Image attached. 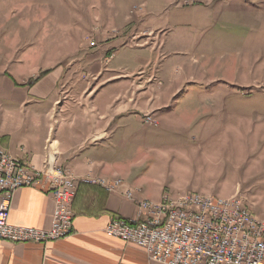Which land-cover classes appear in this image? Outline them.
<instances>
[{
    "label": "crops",
    "instance_id": "obj_1",
    "mask_svg": "<svg viewBox=\"0 0 264 264\" xmlns=\"http://www.w3.org/2000/svg\"><path fill=\"white\" fill-rule=\"evenodd\" d=\"M95 37L100 45L87 52L83 44V50L61 48L34 67H26L25 62L9 70L0 66V143L37 169L53 161L79 176L121 178L123 185L111 193L99 185L78 184L74 232L46 245L0 239V264H162L151 260L143 247L107 235L106 225L113 218L138 217L137 203L124 196L128 189L138 187V196L159 201L165 192L159 186L172 171H195L197 179L202 178L199 172L210 171L205 163L200 171L192 169L191 160L181 152L189 148L201 159L205 148L214 143L205 137L203 123L196 129L204 144L193 147L180 137L182 102L172 108L171 100L183 86L157 83L158 68L123 71L115 64V52L107 54L122 42H117L120 38L99 33ZM129 37L134 40L139 35ZM151 46L144 50L147 62ZM147 114L156 123L145 121ZM53 211L48 191L25 186L14 195L9 222L49 228Z\"/></svg>",
    "mask_w": 264,
    "mask_h": 264
},
{
    "label": "rangeland",
    "instance_id": "obj_2",
    "mask_svg": "<svg viewBox=\"0 0 264 264\" xmlns=\"http://www.w3.org/2000/svg\"><path fill=\"white\" fill-rule=\"evenodd\" d=\"M97 33L120 38L107 54L123 71L158 68L157 83L183 86L171 100L172 108L182 102L183 140L204 144L201 123L213 138L201 159L181 150L192 169L210 171L197 179L174 170L159 189L237 195L264 219V0H0V66L8 70L37 66L61 48L90 51Z\"/></svg>",
    "mask_w": 264,
    "mask_h": 264
},
{
    "label": "built area",
    "instance_id": "obj_3",
    "mask_svg": "<svg viewBox=\"0 0 264 264\" xmlns=\"http://www.w3.org/2000/svg\"><path fill=\"white\" fill-rule=\"evenodd\" d=\"M97 40L91 41L97 46ZM145 121L156 123L151 114ZM78 184L99 185L111 193L123 185L92 175H77L71 168L48 161L44 169L26 163L0 143V239L14 243H41L66 238L74 232L73 202ZM25 186L41 187L54 200L52 225L33 228L9 222L16 191ZM140 188L125 191L126 199L138 205L135 219L113 218L107 235L143 247L149 258L162 264H205L202 193L177 197L164 193L155 201L138 196ZM244 199V198H243ZM237 195H211L214 264H264V219L258 217Z\"/></svg>",
    "mask_w": 264,
    "mask_h": 264
},
{
    "label": "bare ground",
    "instance_id": "obj_4",
    "mask_svg": "<svg viewBox=\"0 0 264 264\" xmlns=\"http://www.w3.org/2000/svg\"><path fill=\"white\" fill-rule=\"evenodd\" d=\"M203 201V229H204V257L205 264H214L213 258V230H212V202L211 196H202Z\"/></svg>",
    "mask_w": 264,
    "mask_h": 264
},
{
    "label": "trees",
    "instance_id": "obj_5",
    "mask_svg": "<svg viewBox=\"0 0 264 264\" xmlns=\"http://www.w3.org/2000/svg\"><path fill=\"white\" fill-rule=\"evenodd\" d=\"M47 72H48V70H47V71H43V72H41L39 75L35 76V77L31 80L30 83H34V82H36L37 80L40 79L41 76H43V75L46 74Z\"/></svg>",
    "mask_w": 264,
    "mask_h": 264
}]
</instances>
